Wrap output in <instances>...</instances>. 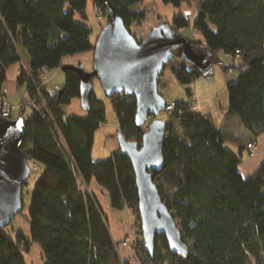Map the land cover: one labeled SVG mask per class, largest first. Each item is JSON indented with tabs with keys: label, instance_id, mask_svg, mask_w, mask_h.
I'll return each instance as SVG.
<instances>
[{
	"label": "trees",
	"instance_id": "obj_1",
	"mask_svg": "<svg viewBox=\"0 0 264 264\" xmlns=\"http://www.w3.org/2000/svg\"><path fill=\"white\" fill-rule=\"evenodd\" d=\"M140 1L0 0V109L5 103L1 100L5 70L20 61L17 48L24 49L30 67L17 82L25 87L27 97L20 102L21 113L26 108L31 112L24 119L22 146L28 161L40 168L26 203L29 236L17 231L10 235L2 228L0 264H26L25 253L32 244L40 249V264H131L120 258L117 248L121 243L112 240L106 219L95 207L88 188L92 183L104 189L112 208H126L133 217L131 245L139 264H264V160L243 177L238 165L243 157H251L245 147L250 141L242 143L214 127L207 115L188 107L193 96L191 82L211 75L213 64L223 73L238 71L237 81L226 84L228 118L237 117L240 126L255 138L264 136V0H194L199 8L193 21L180 12L167 20L158 17L156 26L163 25L185 42L170 51L171 61L181 57V62L170 67L173 76L169 79L184 86L189 99L178 101L184 104L180 118L175 109L165 123L162 170L152 172L161 202L180 230L187 248L184 253L171 254L165 238L158 235L154 255H147L129 159L119 149L113 156L92 158L94 136L106 123L103 100L92 87L94 78L84 116L62 111L80 97L81 79L73 68L61 70L64 83L54 96L40 86L42 67L50 71L60 67L62 56L93 51L109 18L107 6L134 40L145 39H138L131 30L145 17L131 11ZM88 2L95 16L105 19L94 39L92 27L84 24ZM161 2L175 8L181 4V0ZM189 27L201 34L203 45L180 33ZM185 44L205 55V67L200 69L183 57ZM222 53L238 63L221 62ZM159 75L158 90L166 83ZM106 98L118 121L116 136L119 132L125 141L141 144L146 128L136 124L135 98L124 92ZM226 142L238 148V156L224 148Z\"/></svg>",
	"mask_w": 264,
	"mask_h": 264
},
{
	"label": "water",
	"instance_id": "obj_2",
	"mask_svg": "<svg viewBox=\"0 0 264 264\" xmlns=\"http://www.w3.org/2000/svg\"><path fill=\"white\" fill-rule=\"evenodd\" d=\"M181 39L156 28L141 42L134 40L121 19L113 12L102 28L93 49L92 71L83 65H61L60 69L73 68L81 79L79 101L84 111L92 92L90 81L96 78L104 97L124 92L135 98L137 126L146 125L141 144L125 141L117 133L119 152L125 155L135 174L139 226L143 249L154 255L156 236L165 238L171 254L187 251L179 228L166 205L161 202L153 183V173L162 170V146L166 135L165 123L151 119L164 109L165 101L158 94L159 74L171 61V50L179 47ZM183 57L198 68L205 67V55L184 45ZM23 116L9 119L0 115V230L9 226L25 206L24 183L30 176L28 157L23 146L25 130Z\"/></svg>",
	"mask_w": 264,
	"mask_h": 264
},
{
	"label": "rangeland",
	"instance_id": "obj_3",
	"mask_svg": "<svg viewBox=\"0 0 264 264\" xmlns=\"http://www.w3.org/2000/svg\"><path fill=\"white\" fill-rule=\"evenodd\" d=\"M207 1L208 0H203V3ZM161 6H164V5L161 4ZM161 6L156 2V0H143L133 5L132 9H135L136 11L143 13L145 15V17L140 20L141 22L140 25H138L137 23H134L131 26V30H133V33H136L138 39H141L142 36H143L142 38H145V36L148 33H150L149 31L154 30L156 28V25L160 22L159 18L161 20L168 19V18L166 19V16L169 15V12L167 10L166 11L162 10L163 8ZM167 6L168 8H171L176 11L180 9L181 13L186 18H188L190 17L192 11L194 10L193 8L195 9L199 8V3L195 2L194 0H181V4L177 8L169 4ZM88 7L89 8L86 10L88 17H87V21L84 22V24H86L87 27H90V28L92 27L93 29L92 39H94L100 27L102 26V24L105 23V19L103 18V16L100 17L99 16L100 14H98V17L95 16L96 14L93 13L94 9L92 8L91 3L89 4ZM106 10H107L108 15L112 13L108 6ZM159 16H162L163 18ZM179 31L184 37L195 40L198 42V44L200 43L201 45L204 44L201 34H199V32L197 30H194L192 27H189L187 29L183 28V29H180ZM222 54H220V56ZM222 57L225 60V62L230 61L231 64L232 62L233 63L236 62V64L238 63L237 59L232 58L230 55L222 56ZM180 62H181V57H176L172 61L168 62L167 67L161 73L162 74L161 79L166 80V83H165V87L159 88L158 93L161 95V97H163L165 102H170V100H175V101H181V100L185 101L186 100L187 101L189 99V96H187L185 92L186 88L182 85H178L177 83L169 79L170 76H173L171 75L170 67L179 66ZM188 67H190V65ZM238 75H239L238 71H234L231 73H223L217 64H213L211 75L202 76L194 80L193 82H191L189 89L192 95L194 96L195 106H197L198 108L197 110L202 111L200 107L201 105H199L198 102L203 101L201 104H203L202 106H205L206 109L210 110L212 106L216 109V112L212 113L213 116H216L217 119H222V120L227 119L228 118V111H227L228 94L226 91V84H234V82L237 81L238 79ZM230 77L231 78L233 77V80L230 79ZM92 87L94 89L96 96L99 97L101 100H103L104 110H105V121H106L105 126L107 125L108 127H111V128L112 127L117 128L118 121L116 120V116L112 110L110 100L104 97L102 89H100L99 82L96 78H94L93 80ZM24 90H25L24 86L18 85V91H17L18 93L16 92L12 96H10L7 99V101H5V104L9 105V107L11 108V114H12L11 118L13 119L19 118L21 114H23L22 116L24 119H27L30 116V112H31L30 108H26L24 112L21 113L20 102L23 100ZM213 95L214 97L213 99H211V96ZM25 99H27L26 96H25ZM145 128H146V125H145ZM99 133L100 132H98L96 139H95L94 150H95V153L96 151L102 152L101 153L102 155H100L101 156L100 159H103V158H107L108 156H110L109 147H108L109 142L106 144L102 138V134L98 136ZM176 134L179 137H182L181 132L177 130H176ZM111 137L116 141V132H112ZM261 137L263 138V141H264V136L262 135ZM236 155L238 156V153ZM35 179H36V172L32 171V173H30V176L28 178L27 185L23 187L25 206L23 207L22 212L16 215L12 220V222L16 221V223H21V228H23L22 230H24L25 232L27 230L26 229L27 227L25 225L23 227L21 220H23L24 218L26 223H28L27 226L29 228L28 213L26 211V203L28 202L27 200L28 192L32 190L33 181ZM113 212L115 213L114 218L116 219V221H121L122 219L128 217V211L125 208H122L121 210L115 209ZM109 222L111 223V219L110 221L106 219V224L107 223L109 224ZM12 224L13 223L5 227L4 229V231L10 235H13L12 233L15 232V226H13ZM132 228H133L132 234L129 237L128 236L124 237L126 239H121V244L123 241L125 242L128 241L127 245L118 247L117 251H119V254H120V250L128 248L131 254L133 253V258H135L136 250L134 249V246L131 245L135 237V228L133 226ZM25 255H26L27 260L28 258H31V257L36 258V250L32 248L29 250L28 253H25ZM135 262L136 261L132 260V264H134Z\"/></svg>",
	"mask_w": 264,
	"mask_h": 264
},
{
	"label": "crops",
	"instance_id": "obj_4",
	"mask_svg": "<svg viewBox=\"0 0 264 264\" xmlns=\"http://www.w3.org/2000/svg\"><path fill=\"white\" fill-rule=\"evenodd\" d=\"M156 2L161 6V4H163L161 2V0H156ZM164 5V4H163ZM168 4L161 6L163 9L162 10H167L169 12V17L166 16V19L171 18L173 15H176L177 12L179 13L180 9L173 10L171 8H168L167 6ZM194 10L192 11L190 17H188V20L193 21V19L196 16L197 10L193 8ZM131 11H136L135 9L131 8ZM138 12V11H136ZM140 13V12H139ZM181 13V11H180ZM162 17V16H159ZM163 18V17H162ZM150 32V31H149ZM149 34V33H148ZM147 34V35H148ZM146 35V36H147ZM145 36V37H146ZM143 37V36H142ZM141 37V38H142ZM17 51L19 53L20 56V61H17V63L11 64L6 68V72H5V83L2 86V90L1 92L4 94V97L1 99L4 102L7 101V99L12 96L13 94H15L18 91V82L17 79L19 77V75L21 74V72L23 70L28 71L29 69V64H30V59L28 57V54L26 53V51L24 49L21 48H17ZM222 56H227L222 54L220 56V60L221 62H224L226 64H229V62H225V60L223 59ZM61 65L65 64V65H71V64H80L83 65L84 68L87 69V71H92V64H93V51H83L81 53H75V54H71V56H62L61 57ZM60 65V66H61ZM230 79L233 80V77ZM230 80V81H232ZM64 83L63 80V74L62 71L59 68H54L50 71H47L45 73V78H44V82L41 84V88L44 89L45 91H47V94L51 97L54 96L56 94V89L61 87V85ZM227 83V82H226ZM230 83V82H228ZM232 83V82H231ZM195 89V88H194ZM198 89V87H197ZM18 93V92H17ZM26 93L24 92V96L23 99H25ZM214 95L211 96V99H213ZM203 101H199V105H201V109L202 111H198L200 114H204L207 115L210 120L211 123L214 127H217L218 129H220L223 132H227L230 135H232L233 137H235L236 139L238 138L242 143H247L248 141H255L256 143V152L254 155H252L251 157L245 158L243 157V160L239 163L238 165V169L241 173V175L243 177L248 176L252 171L255 170V168L264 160V141L263 138L261 136H258V138H255L253 136H251L248 132H246L242 126H240L239 123V119L237 117H232V118H227L225 120L222 119H217L216 116H213L212 113L216 112V109L212 106L210 108V110L206 109L205 106H202L203 104H201ZM198 109V108H197ZM204 109V110H203ZM62 111L69 115V114H76L79 116H84L85 111L82 110L81 108V104L80 101L78 99H72V102L69 105L63 106L62 107ZM10 118H11V108H10ZM13 119V118H11ZM116 127H108L107 125L101 127L100 129H98L96 131V134L94 136V141H93V147H92V158L94 160L100 159L102 155V152H97L95 153V139L96 136L99 133L98 136H100L102 134V138L104 140V142L107 144L108 142V147H109V153L110 156H113L115 154V152L118 149V143L111 137L112 132H116ZM111 137V138H110ZM224 148H227L230 152H232L234 155H236L238 153V148H236L235 146H233L230 143L224 144ZM244 152H241V156H244ZM89 190L91 191V197L93 198L95 207L98 209V211L103 215L104 219H108L110 221L111 219V223L109 222V224L107 223V229H109V233H110V237L112 238V240L114 242H116L117 244H119L121 242V239H126L124 237L126 236H130L132 234L133 231V217L130 216L129 211H128V217L122 219L121 221H116L115 217V213L113 212L115 209L112 208L109 205V199L104 191V189L101 186H97L95 183L90 184V186L88 187ZM23 227L24 225L27 227L26 229L28 230V223H26L25 219L23 218V220H21ZM13 223L12 225L15 226V231L23 233L26 235V237L29 236V233L22 230L23 228H21V223H16V221L11 222ZM12 226V227H13ZM35 249L36 250V258H26L25 256V262L26 264H40L41 263V254H40V249L38 247L37 244H32L31 249ZM120 258L123 259H128L131 264H132V260L134 261L133 258V253L131 254L130 250H128V248L122 249L120 250ZM134 264H138V262L136 261Z\"/></svg>",
	"mask_w": 264,
	"mask_h": 264
},
{
	"label": "built area",
	"instance_id": "obj_5",
	"mask_svg": "<svg viewBox=\"0 0 264 264\" xmlns=\"http://www.w3.org/2000/svg\"><path fill=\"white\" fill-rule=\"evenodd\" d=\"M46 72H47V69H45L43 67L40 69L39 78H40V81H42V83L44 82V77H45ZM193 98H194V96H192V103L190 102L188 104L190 111H195L197 109V107L195 106V103L193 101ZM183 105L184 104L179 103L178 101L170 100V102L165 103L164 109L160 110L159 114L155 117H152L151 119L154 118V119L162 120L164 123H167L170 119L169 118L170 115L175 111V109H178V112H177L179 115L178 118H180L182 111H183V109H182ZM9 112H10L9 105L2 103V106L0 109V115H2L5 118H8L10 115ZM44 117H45V115H44ZM245 147H246V150H247V153L249 154V156H252L255 154L256 149H257L255 142L250 141L245 145ZM28 165L30 168V173H32V171H35L36 173L38 171H40V168L37 166V164L34 161H28ZM123 245H126L125 241H123L122 244H120V246H123Z\"/></svg>",
	"mask_w": 264,
	"mask_h": 264
}]
</instances>
